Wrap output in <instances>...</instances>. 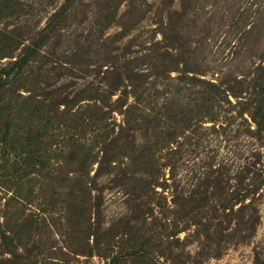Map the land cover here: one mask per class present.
Here are the masks:
<instances>
[{
	"label": "rangeland",
	"instance_id": "1",
	"mask_svg": "<svg viewBox=\"0 0 264 264\" xmlns=\"http://www.w3.org/2000/svg\"><path fill=\"white\" fill-rule=\"evenodd\" d=\"M0 264H264V0H0Z\"/></svg>",
	"mask_w": 264,
	"mask_h": 264
},
{
	"label": "trees",
	"instance_id": "2",
	"mask_svg": "<svg viewBox=\"0 0 264 264\" xmlns=\"http://www.w3.org/2000/svg\"><path fill=\"white\" fill-rule=\"evenodd\" d=\"M27 59H28V57L26 55H24L21 58H19V60L15 61V64L17 65L18 70H20V69H22L24 67V64L26 63Z\"/></svg>",
	"mask_w": 264,
	"mask_h": 264
}]
</instances>
